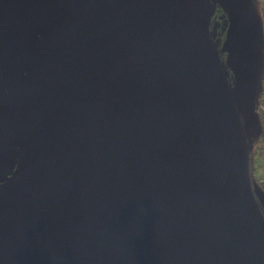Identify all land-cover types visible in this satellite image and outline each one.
I'll return each mask as SVG.
<instances>
[{"label": "water", "instance_id": "95a60500", "mask_svg": "<svg viewBox=\"0 0 264 264\" xmlns=\"http://www.w3.org/2000/svg\"><path fill=\"white\" fill-rule=\"evenodd\" d=\"M221 52L248 0H23L28 115L0 184V264H264V214ZM23 10L22 12L17 11Z\"/></svg>", "mask_w": 264, "mask_h": 264}, {"label": "rangeland", "instance_id": "374dc122", "mask_svg": "<svg viewBox=\"0 0 264 264\" xmlns=\"http://www.w3.org/2000/svg\"><path fill=\"white\" fill-rule=\"evenodd\" d=\"M8 1L9 4L11 3V12V9H14V0ZM248 4L250 5L253 14L258 17L260 23L262 42L259 46L257 45L249 50L236 51V49L246 47L251 40H256L257 34L253 33L252 39H248L247 36L240 42V44H235L232 50L221 52L220 49L222 48V43L230 29L231 18L227 12L218 5L213 10V13L208 20L206 37L219 56L222 73L231 93L232 101L241 123L244 142L246 143L248 151L250 181H253L252 187L256 193L258 204L260 205V208H263L264 210V157L258 149V147L261 146L259 136L262 128L256 130L250 124L249 112L243 105V100L245 98L244 92L247 96L246 99H248L246 101L248 105H250L254 99L256 100V98L259 100V94L256 93V90H254L253 87H256L255 83L259 81L263 82L264 80V3L259 0H248ZM11 13L12 16H15L13 10ZM22 20L23 19L18 23L14 20V23L18 25H16L15 28H20L26 32L27 28L23 25L27 24ZM261 108H263V106H261ZM256 109L261 117L260 105L256 106ZM260 117L258 118V122L262 120Z\"/></svg>", "mask_w": 264, "mask_h": 264}, {"label": "flooded vegetation", "instance_id": "af4514ba", "mask_svg": "<svg viewBox=\"0 0 264 264\" xmlns=\"http://www.w3.org/2000/svg\"><path fill=\"white\" fill-rule=\"evenodd\" d=\"M16 4L23 0H14ZM11 4V3H10ZM8 0H0V184L14 171L18 146L28 115L23 84L30 52L37 38L15 28ZM22 12L23 10H18ZM18 26V25H17Z\"/></svg>", "mask_w": 264, "mask_h": 264}, {"label": "trees", "instance_id": "16d2710c", "mask_svg": "<svg viewBox=\"0 0 264 264\" xmlns=\"http://www.w3.org/2000/svg\"><path fill=\"white\" fill-rule=\"evenodd\" d=\"M255 86L256 87H253V89L256 90L257 94H259V100H257V98H256V100L254 99L253 102H251V104L248 105L247 102H246L248 99H246L247 96H246V94L244 92L245 98L243 97L244 98L243 105L246 107V109L249 112L250 124L256 130H260V128H262L261 134L259 136V142H260L261 146L258 147V149L260 150L261 155H263V157H264V112H263V110H264L263 109L264 108V80H263V82L259 81V82L255 83ZM240 99H241V97H240ZM258 105H260V115H261V117L259 116L258 110L256 109V106H258ZM261 106H263V108H261ZM259 117L262 118V120L260 122H258L259 121L258 120ZM252 184H253V181H252ZM254 195L256 197V193L255 192H254ZM261 209H262V212L264 214L263 208H261Z\"/></svg>", "mask_w": 264, "mask_h": 264}, {"label": "built area", "instance_id": "2783aa9c", "mask_svg": "<svg viewBox=\"0 0 264 264\" xmlns=\"http://www.w3.org/2000/svg\"><path fill=\"white\" fill-rule=\"evenodd\" d=\"M260 2L264 3V0H259Z\"/></svg>", "mask_w": 264, "mask_h": 264}]
</instances>
